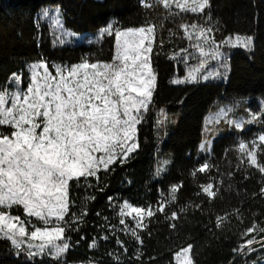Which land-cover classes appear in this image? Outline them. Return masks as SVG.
<instances>
[{"label":"snow or ice","instance_id":"1","mask_svg":"<svg viewBox=\"0 0 264 264\" xmlns=\"http://www.w3.org/2000/svg\"><path fill=\"white\" fill-rule=\"evenodd\" d=\"M140 3L146 10L162 6L166 14L159 23L146 18L139 26H122L112 21L101 27L97 42L105 37L114 41L109 58H104L102 53L90 54L69 63L52 61L39 54L37 59L26 62V81L24 71L12 72L5 84L0 85V240L9 242L16 255L24 254L29 261L42 258L37 264H72L67 260L73 247L68 233L80 231L88 214L87 202L95 199V196H88L81 203V210L73 212L71 209L76 204L71 195L73 185L104 191L100 174L114 171L116 163H126L139 148L138 126L153 105L157 88L158 74L153 67V56L157 46L164 44L159 35L164 20L180 13L205 15L204 23L182 21L177 26L193 51L181 48L172 59L180 57L187 63L195 57L197 62L188 68L182 79H173L172 84L227 79L231 71L228 50H254L253 35L230 33L217 40L219 21H213L211 0H140ZM40 19L51 21L54 45H63L64 36L75 35L65 29L59 7L43 8L37 28ZM169 31L172 36L176 35L171 29ZM57 32L59 36L55 35ZM213 62L215 67H212ZM240 104L241 101H236L221 107L205 121L206 138L201 141L199 150L211 154L212 141L207 137L222 130L221 122L239 133L248 125L260 124L261 130L250 138L238 136L230 151L237 154L236 168H244V179H248V169H254L264 178V98L260 99L258 110L247 111L246 118L235 115ZM167 119L165 110L160 109L157 126L165 125ZM168 163L170 161L162 162L156 174L166 171ZM216 167L210 158H205L190 175L193 178L200 173L207 175ZM227 175L231 177L233 173ZM260 183L253 197L264 198V179ZM223 184V179L217 181L209 176L208 181L199 183L198 187L200 193L212 200L219 195ZM183 186V181L171 184L168 195L161 192V199L155 206L135 205L124 200L118 205L119 224L124 225L122 231L130 233L135 242L143 245L142 232L157 213L163 214L169 227L175 230L180 213H186L190 207H200L189 204L178 211H169ZM108 199L113 200L112 197ZM230 216L243 222L241 210L235 208L231 213L216 215V228L222 229ZM129 217L134 227L126 222ZM111 228L115 232V226ZM240 235L243 240L233 249L235 255L229 264H235L236 257L245 258L244 264H249L247 257L264 250V227L257 221ZM103 239L109 237L105 235ZM116 243L127 253L124 241L117 237ZM97 247L98 241L93 238L89 248ZM109 255L114 257L116 264H121L119 253ZM142 256L138 249L134 258L143 264ZM173 260L175 264H196L194 245L187 243L179 247L173 252ZM258 262L264 264V255L250 264ZM79 264L100 262L92 258Z\"/></svg>","mask_w":264,"mask_h":264},{"label":"trees","instance_id":"2","mask_svg":"<svg viewBox=\"0 0 264 264\" xmlns=\"http://www.w3.org/2000/svg\"><path fill=\"white\" fill-rule=\"evenodd\" d=\"M45 5L59 6L65 27L81 33L97 32L110 20L122 26H139L146 18L159 23L166 14L162 6L144 9L140 0H0V85L5 84L12 72L25 70L26 62L37 59L39 54L52 61L69 63L78 62L83 55L102 53L104 58L110 57L114 42L111 37L99 42L54 45L49 27L44 23L36 27L38 12ZM211 14L213 21H219L217 40L230 33L253 35L254 50L229 49L231 71L227 81L172 84L175 75L185 74L183 59H172V56L189 46L177 26L182 21L204 23L205 15L180 13L163 21L159 35L164 44L157 46L153 56L157 88L154 103L138 126L139 148L126 163H116L114 171L100 174L104 191L73 185L71 195L76 200L73 212L81 210V203L88 196L95 199L87 202L88 214L80 231L68 233L73 247L67 260L72 264L92 258L100 264H116L109 253H119L121 264H141L134 258L138 249L143 253V264H174L173 252L187 243L194 245L196 264H229L235 255L233 249L243 240L241 232L254 220L264 227V198L252 196L258 193L264 178L254 169H248V179H244L245 170L236 168L237 154L230 151L238 136L248 138L256 127L239 133L225 126L214 138L210 155L200 154L198 149L204 139L206 115L216 104L236 97L264 98V0H211ZM170 29L175 36L170 34ZM160 109L165 110L168 118L162 127L157 126ZM162 155L169 157L170 163L166 171L157 175ZM205 158H210L217 167L207 175L200 173L193 178L192 169ZM228 172L233 175L229 177ZM209 176L224 181L219 195L212 200L200 193L198 187L199 183L207 182ZM181 181L184 186L169 211H178L189 204L200 207H190L186 213H180L175 230L169 227L163 214L157 213L142 232L143 245L135 242L130 233L122 231L119 204L128 200L135 205L155 206L161 192L167 196L170 185ZM108 197L113 200L109 201ZM235 208L241 210L243 222L230 216L225 226L217 229L216 215L231 213ZM126 222L134 227L130 218ZM111 226H115V232ZM105 235L109 239H103ZM117 237L125 242L127 253L116 243ZM93 238L97 239L98 247L90 249ZM150 257L155 259L149 260ZM40 259L29 261L24 254L16 255L9 242L0 240V264H37ZM246 259L250 264L257 260V253ZM244 260L236 257L235 264H244Z\"/></svg>","mask_w":264,"mask_h":264},{"label":"rangeland","instance_id":"3","mask_svg":"<svg viewBox=\"0 0 264 264\" xmlns=\"http://www.w3.org/2000/svg\"><path fill=\"white\" fill-rule=\"evenodd\" d=\"M56 7H59V6H54V5H45V6H43V7L40 9V11L38 12L37 19L40 17V13H41V10H42L43 8H49V9L51 10V9L56 8ZM59 8H60V7H59ZM50 14L54 15V12H51ZM62 19H63V12H62ZM112 21H114V20H110L109 22H112ZM109 22H108V23H109ZM42 23L46 24V25L49 27V30H50V32H51V34H52V40H54V39H55V36H54V34H53V29L50 27V23H51V21H50L49 19H40V20H39V24H42ZM108 23H107V24H108ZM107 24H106V25H107ZM106 25H105V26H106ZM64 27H65V25H64ZM65 29H66L68 32H70V33H74V34H75V35H70V36H64L63 38H64V40H65V44L91 43V42H93V41H97L98 31H97V32L81 33V32H75V31H73V30H71V29H69V28H67V27H65ZM55 35H56V36H59L60 33L57 32ZM55 45H60V44H55ZM187 49L189 50V52H192V51H193L192 48L190 47V44H189V46L187 47ZM228 51H229V50H228ZM183 61H184V60H183ZM196 62H197V61H196L195 57H193L192 59H190L189 61H187V63L184 61L185 74L182 75V76H180V75H175V76L172 78V80H173V79H176V78H180V79H182V78L187 74L188 68L191 67L192 65H194ZM229 63H230V61H229ZM215 66H216L215 63L213 62L212 67H215ZM22 71L25 72V81H26V77H27V73H26V64H25V70H22ZM228 76H229V75H228ZM227 79H228V78H227ZM227 79H216V80L227 81ZM25 86H26V83H25ZM260 99H261V98H253V97H236V98H232V99H230V100H228V101L220 102V103L216 104V106H215V107H214V108H213V109H212V110L206 115L205 121H206V120H210V119L214 116V114L218 112L219 108L224 107V106H230V105H233L236 101H241V104L239 105V107H237V108L235 109V115H236L237 117H244V118H246V113H247L248 110H253V111L258 110ZM161 119H163V117H161ZM225 126H226V125L223 124L222 122H221V124L219 125V127H220L222 130L225 129ZM252 126H255L256 129H254V130L251 132V135H250L248 138H250L254 133H256V132H258V131L261 130V129L259 128V124L248 125V126L246 127L245 130H247L248 128H250V127H252ZM226 128H229V127H226ZM222 130L219 131L218 133H216L214 136H209V137H207V138L211 139V141H212V143H213L214 138H215L217 135H219L220 133H222ZM205 138H206V137H205V133H204V139H205ZM204 139H203V140H204ZM198 149H199V148H198ZM199 153H200V154H206V153H204V152H201L200 150H199ZM164 161H170L169 157H167L166 155H162V157H160L159 160H158L157 168H158V166H160V165L162 164V162H164ZM162 173H163V172H162ZM129 218H130V217H129ZM130 219H131V218H130ZM257 247H258V246H257ZM256 253H257V258H258L260 255H264V250H262V251H258V252H256ZM78 264H79V263H78ZM174 264H175V262H174ZM258 264H259V262H258Z\"/></svg>","mask_w":264,"mask_h":264}]
</instances>
